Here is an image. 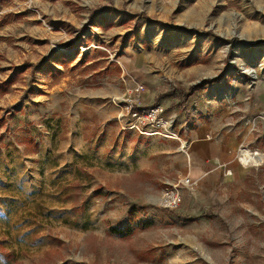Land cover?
<instances>
[{"label":"rangeland","instance_id":"obj_1","mask_svg":"<svg viewBox=\"0 0 264 264\" xmlns=\"http://www.w3.org/2000/svg\"><path fill=\"white\" fill-rule=\"evenodd\" d=\"M36 25L77 39L45 54L60 52L64 63L48 81L61 87L52 106L36 101L53 94L36 84L39 60L7 58L10 47L36 37ZM139 31L154 42L137 49ZM0 32V152L20 145L28 168L16 172L25 184L9 185L0 157V264H264V0H0ZM138 50L159 76L152 86L120 61ZM113 65L120 88L107 98L118 127L139 133L122 126L123 102L113 99L143 83L141 103H161L175 117L195 153L190 164L176 137L142 134L174 143L135 170L107 164L111 149L101 153L97 140L86 146L97 123H81L82 115L69 123L75 106L66 96L104 84ZM182 118L181 130L190 122L205 128L198 150L200 140L190 136L191 145L177 126ZM55 126V156H34ZM240 149L261 159L245 165ZM185 174L194 182L182 184L175 207L165 206L164 189Z\"/></svg>","mask_w":264,"mask_h":264},{"label":"crops","instance_id":"obj_2","mask_svg":"<svg viewBox=\"0 0 264 264\" xmlns=\"http://www.w3.org/2000/svg\"><path fill=\"white\" fill-rule=\"evenodd\" d=\"M74 13L70 12V15L68 16V18L71 19L72 23L74 22L72 21V19L78 18ZM109 14L110 13H108V15ZM52 18L57 17L52 16ZM57 20L58 19H56V21ZM56 23H60V21H57ZM34 32H36L37 34L36 37L23 39L22 41H19L18 44H15L14 46L10 47V54H7V58H9L10 61L17 60L20 64H29L30 62H35L39 60V63L36 65L35 68L36 84L39 85L41 88L45 86V90H48V92L53 94H40V99H36V101L40 100L41 102L52 106L54 98H56L57 92H60L58 90H60L61 87L60 85H58V83L50 84L48 81L50 79H53L55 70L59 71L61 69H64L62 65L64 63L63 61H61L63 60V58L61 55L62 53L60 52H54L53 55L49 58H46L45 54L54 45L62 48L65 47L67 43L72 45L77 39H75L73 42H70L69 40L74 39L71 34H69L70 37L67 36L66 38H61L60 35H56L57 33H59V30H51V28L45 27L43 25H36L34 27ZM1 35H3V33L0 32V36ZM136 38V43L139 47L137 49H143L144 42H154L153 37L150 39L149 35L145 36L142 31L137 32ZM6 46L8 47L9 45ZM131 52H135V55ZM143 58V51H130L127 54H122L120 56V61L124 66L127 67L131 74L134 75V78H138L147 83L148 85L152 86L158 81L159 76L157 72L152 71L150 68L147 67ZM76 60L77 59H75L74 62H76ZM89 62L90 60L86 61L84 64H88ZM22 68L26 70L28 66L24 65ZM79 68L80 67L76 66L72 69L78 70ZM103 72L105 73V71ZM118 74L119 66L113 65L111 71H107L105 74L106 79L104 84L91 89L88 88L73 90L72 95L66 96V99L70 100V106H75L74 112L71 113L69 111L66 114H68L69 123L73 122L75 116L80 119L81 115L84 118L82 119L81 123H97L96 127L88 130L89 134H91L92 131H96L97 133H95L94 136L90 135L91 137L85 140L84 133H81V137L86 141L85 143L87 147L91 146V144H93L97 140L96 144H98V149H100L101 153L105 150L111 149V151H109V154L105 155L107 157L105 159L107 160V164L113 163L115 166H126L130 170H135L140 167L147 168V166L151 165V163L153 162L155 155L160 152L161 154H168V152L171 150L172 142L174 143V139L161 140L160 137L157 136H146L136 133L132 130H122L120 127H118L114 120L116 108L112 103L109 102L107 98L111 93L117 92L120 88ZM36 104L40 106L44 105L43 103L39 102H36ZM198 106L201 107V105L199 104ZM87 118L93 119L89 120ZM53 119L57 121L59 119V115H54ZM182 120L183 118L179 120L180 122L177 125L179 126L180 130L184 124V121ZM191 123L192 122H190V128L188 131L181 130V132L189 133L187 139L191 141L192 145L194 139H191L190 136H195L196 141H201L203 139V134H205V128L202 125L193 128V124ZM70 125L71 128L68 132L72 131V133H74L76 129L73 128L72 124ZM58 131L59 130L57 129V126H55L54 129L44 131V134H42L38 143V147L35 150L34 156L43 157L44 155L48 154H51L52 157L55 156L57 149L53 148L54 145L52 142L53 140L57 142L59 138ZM47 134H50V139L47 137ZM67 138V141L70 142L72 146L75 138L71 134H68ZM200 141L195 143V146L192 147L198 150V147L203 146V142ZM173 146L176 145L173 144ZM9 148H11L10 145ZM0 153L3 154L0 155L1 158L4 156L6 167L9 171L12 172L9 177V181H7L10 183L9 185L14 182L20 183L21 181L24 183V177L20 175L17 177L16 172H25L26 170H28L25 164V161L27 160L25 157L26 151H24V149H22L20 145H18V148H13L12 150L9 149V156H6L3 151H1ZM111 157H114L115 159H111ZM50 165H54L57 167V163H51ZM2 168L3 167L0 166V169ZM202 171L203 174L208 172V170ZM191 172H193V174L199 173V171H197V169H195L194 167L189 168V173ZM11 176L12 178H14L11 179ZM193 176L196 177L195 175Z\"/></svg>","mask_w":264,"mask_h":264},{"label":"built area","instance_id":"obj_3","mask_svg":"<svg viewBox=\"0 0 264 264\" xmlns=\"http://www.w3.org/2000/svg\"><path fill=\"white\" fill-rule=\"evenodd\" d=\"M143 90V83H136L135 87H130L121 97H114V101L123 102L122 107L125 109V111L119 112L118 115L122 126L136 129L140 134H158L163 137L178 138L181 140L180 148L188 157V163L190 164L195 159V153L185 144L186 141L181 139L180 133L175 129V117L169 118L164 113V107L161 103L142 104L141 93ZM186 130L187 126H185ZM193 182L194 179L189 174H185L170 183L163 191L164 205L175 207L180 200L179 189L182 184L189 185Z\"/></svg>","mask_w":264,"mask_h":264},{"label":"bare ground","instance_id":"obj_4","mask_svg":"<svg viewBox=\"0 0 264 264\" xmlns=\"http://www.w3.org/2000/svg\"><path fill=\"white\" fill-rule=\"evenodd\" d=\"M262 30V29H261ZM262 39V38H260ZM63 51V50H62ZM241 150V149H240ZM248 150V149H247ZM241 150V153L239 154L240 155V160L242 161L241 163L247 165V163L249 161H254V164L256 161L260 160L261 158H258V155H257V152H249V150ZM257 164V163H256Z\"/></svg>","mask_w":264,"mask_h":264},{"label":"trees","instance_id":"obj_5","mask_svg":"<svg viewBox=\"0 0 264 264\" xmlns=\"http://www.w3.org/2000/svg\"><path fill=\"white\" fill-rule=\"evenodd\" d=\"M214 80H215L214 78L208 79V81H211V82H213ZM191 94H193V91H191V93H188V96H190Z\"/></svg>","mask_w":264,"mask_h":264}]
</instances>
